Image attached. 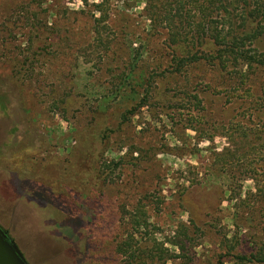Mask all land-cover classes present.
Here are the masks:
<instances>
[{
	"label": "rangeland",
	"instance_id": "1",
	"mask_svg": "<svg viewBox=\"0 0 264 264\" xmlns=\"http://www.w3.org/2000/svg\"><path fill=\"white\" fill-rule=\"evenodd\" d=\"M186 3L0 0V227L29 264H259L264 66Z\"/></svg>",
	"mask_w": 264,
	"mask_h": 264
},
{
	"label": "trees",
	"instance_id": "2",
	"mask_svg": "<svg viewBox=\"0 0 264 264\" xmlns=\"http://www.w3.org/2000/svg\"><path fill=\"white\" fill-rule=\"evenodd\" d=\"M161 1L164 0H159V2ZM176 1L183 2L185 5L187 4L186 0ZM191 1H196L197 6H204L202 10H199V25H197L198 28L195 31L196 35L199 39L211 38V41L217 48L216 52L221 63L228 62L226 60L229 58L237 66L240 65V62H245L248 65L247 69L250 70L253 69L252 65L254 64L264 66V53L260 54L257 49L253 48L257 40H264V0H220L217 2L220 3L218 9L222 10L225 14L224 20H231L227 24H222L224 27L221 29H218V21L213 19L215 9H212V7H214L216 2L199 5V0ZM168 11L170 10H165V13ZM202 60L210 61L213 59L205 53L201 55L196 53L189 57L188 62L197 63ZM231 156L233 157L234 155L231 154ZM187 235V231L183 230L172 241L177 244L182 252L186 250V241H190ZM181 237L184 239H181ZM155 249L160 252L159 256L161 260L169 257V254L162 249L161 245H157ZM238 260L264 264V251L259 252L255 257H251L250 259L238 257Z\"/></svg>",
	"mask_w": 264,
	"mask_h": 264
},
{
	"label": "water",
	"instance_id": "3",
	"mask_svg": "<svg viewBox=\"0 0 264 264\" xmlns=\"http://www.w3.org/2000/svg\"><path fill=\"white\" fill-rule=\"evenodd\" d=\"M0 264H29L8 233L0 227Z\"/></svg>",
	"mask_w": 264,
	"mask_h": 264
}]
</instances>
